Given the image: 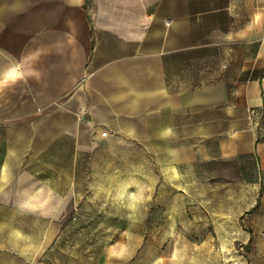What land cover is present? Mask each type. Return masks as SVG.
<instances>
[{"label":"crops","instance_id":"1","mask_svg":"<svg viewBox=\"0 0 264 264\" xmlns=\"http://www.w3.org/2000/svg\"><path fill=\"white\" fill-rule=\"evenodd\" d=\"M101 134L264 179V0H0V209L40 247Z\"/></svg>","mask_w":264,"mask_h":264},{"label":"rangeland","instance_id":"2","mask_svg":"<svg viewBox=\"0 0 264 264\" xmlns=\"http://www.w3.org/2000/svg\"><path fill=\"white\" fill-rule=\"evenodd\" d=\"M97 138L76 161L73 201L48 246L39 225L0 209V264H264V179L172 167L164 144ZM46 156L72 171L66 145Z\"/></svg>","mask_w":264,"mask_h":264}]
</instances>
